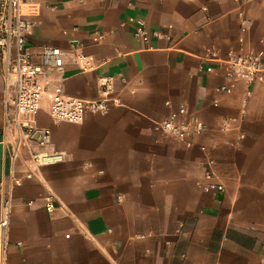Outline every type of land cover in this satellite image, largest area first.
<instances>
[{"label":"crops","instance_id":"obj_1","mask_svg":"<svg viewBox=\"0 0 264 264\" xmlns=\"http://www.w3.org/2000/svg\"><path fill=\"white\" fill-rule=\"evenodd\" d=\"M32 1L29 43L34 52L65 50V92L100 98L109 76L116 101L75 123L54 121L45 98L36 122L51 141L34 149L64 159L27 177L32 151L13 157L11 91L1 82L0 219L4 193L13 194L8 263L264 264V78L251 95L243 81L217 90L231 83L222 63L231 51H262L264 65V0ZM140 19L165 36L136 37ZM80 52L97 67L83 70ZM182 104L207 124L191 146L155 129ZM209 157L223 192L203 188ZM13 174L23 184L13 186Z\"/></svg>","mask_w":264,"mask_h":264},{"label":"built area","instance_id":"obj_2","mask_svg":"<svg viewBox=\"0 0 264 264\" xmlns=\"http://www.w3.org/2000/svg\"><path fill=\"white\" fill-rule=\"evenodd\" d=\"M245 3L249 0H236ZM38 8L32 0H0V85L3 81L11 91V103L6 115V126L12 129L15 140L13 157L18 159L21 149L28 147L32 151L30 170L26 176L32 177L34 170L44 164H52L64 159V153L38 152L35 146H45L51 141V130L37 125L36 114L42 107V101L49 99V113L56 122H83L87 112L106 113L115 99L111 98L113 89L112 77L103 76L100 84L104 95L97 99H86L69 95L64 90L65 50L59 46L42 45L34 52L29 43L32 21L28 12H37ZM136 37L143 41L152 35L165 36L161 31H150L144 19L135 31ZM98 38V37H96ZM262 51L246 49L231 51L222 60L226 68V76L231 83L217 87L220 92H232L235 83L243 81L247 86V94L252 93V84L263 79L264 65ZM77 63L83 70L97 67L95 57L84 53L77 54ZM233 118H224L222 128L227 129ZM155 129L170 138L191 146L193 136L202 134L207 124L198 115L190 113L182 104L171 111L169 116L155 123ZM241 138L245 137L241 133ZM205 148V147H203ZM215 158L209 157L205 167L203 188L208 192H223L225 184L219 179L215 170ZM13 186L23 184V179L15 174L11 176ZM0 192H4L0 187ZM46 208L53 213L57 207L54 195L46 197ZM13 208L12 191L4 193L0 228V264H9V241L7 232Z\"/></svg>","mask_w":264,"mask_h":264}]
</instances>
